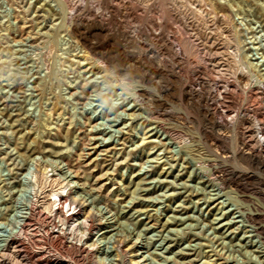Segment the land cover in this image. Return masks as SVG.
Instances as JSON below:
<instances>
[{
    "label": "rangeland",
    "instance_id": "obj_1",
    "mask_svg": "<svg viewBox=\"0 0 264 264\" xmlns=\"http://www.w3.org/2000/svg\"><path fill=\"white\" fill-rule=\"evenodd\" d=\"M217 1L233 11L229 25L250 47L240 52L264 76V0ZM67 11L65 0H0V252L29 215L40 168L97 216L99 264L117 263L119 239L133 264H264L250 206L210 175L214 153L197 130L179 142L138 104L137 81L90 68ZM31 224L27 248L0 264H26V250L49 242Z\"/></svg>",
    "mask_w": 264,
    "mask_h": 264
},
{
    "label": "bare ground",
    "instance_id": "obj_2",
    "mask_svg": "<svg viewBox=\"0 0 264 264\" xmlns=\"http://www.w3.org/2000/svg\"><path fill=\"white\" fill-rule=\"evenodd\" d=\"M82 1L65 0L67 31L82 43L87 64L116 80L137 81L138 104L174 139L186 140L190 129L197 130L214 153L207 160L210 175L249 204L246 218L264 244L263 68L250 60L253 54L241 53L250 47L229 25L231 8L217 0H85L83 10ZM100 33L113 38H91ZM229 98L238 105L234 116ZM63 183L39 168L29 215L2 248L0 262L18 244L26 247L35 220L49 242L26 250V264H99L92 234L101 223L86 206L77 209ZM43 209L47 229V221L36 219ZM124 245L119 239L115 264L136 263Z\"/></svg>",
    "mask_w": 264,
    "mask_h": 264
}]
</instances>
